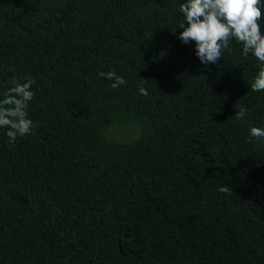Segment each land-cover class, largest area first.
<instances>
[{
	"label": "trees",
	"instance_id": "1",
	"mask_svg": "<svg viewBox=\"0 0 264 264\" xmlns=\"http://www.w3.org/2000/svg\"><path fill=\"white\" fill-rule=\"evenodd\" d=\"M185 2L0 0V92L30 76L37 125L0 127V264H264V144L233 118L264 128L257 60L201 65Z\"/></svg>",
	"mask_w": 264,
	"mask_h": 264
},
{
	"label": "clouds",
	"instance_id": "2",
	"mask_svg": "<svg viewBox=\"0 0 264 264\" xmlns=\"http://www.w3.org/2000/svg\"><path fill=\"white\" fill-rule=\"evenodd\" d=\"M258 5H261V0H186L179 6L184 22L180 24L182 31L177 38L185 45L195 43V56L204 66L217 64L225 50L231 53V45L235 41L241 45L242 56L251 54L257 60L258 71L249 81L251 90L264 91V33L258 24L261 6L264 5ZM98 76L111 81L112 89L126 84V80L114 70L99 72ZM34 83L30 76L12 77L9 87L0 92V127L7 129L9 144H14L18 137L32 134L37 126L28 112L29 104L35 97L32 90ZM138 93L148 95L143 85ZM248 115V109L241 105L233 118L248 124L250 138L264 144V128L248 123ZM218 191L227 193L231 189L224 185Z\"/></svg>",
	"mask_w": 264,
	"mask_h": 264
},
{
	"label": "rangeland",
	"instance_id": "3",
	"mask_svg": "<svg viewBox=\"0 0 264 264\" xmlns=\"http://www.w3.org/2000/svg\"><path fill=\"white\" fill-rule=\"evenodd\" d=\"M118 134L120 135H122V136H119V135H117L118 137H119V139H122V138H129L130 136H131V131L129 130V131H126V133H122V132H118Z\"/></svg>",
	"mask_w": 264,
	"mask_h": 264
}]
</instances>
